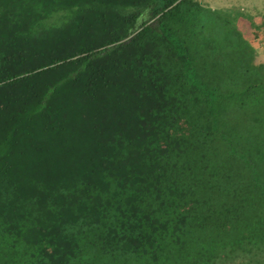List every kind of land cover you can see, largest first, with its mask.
Here are the masks:
<instances>
[{"label":"trees","instance_id":"trees-1","mask_svg":"<svg viewBox=\"0 0 264 264\" xmlns=\"http://www.w3.org/2000/svg\"><path fill=\"white\" fill-rule=\"evenodd\" d=\"M233 13L0 0V264H264L238 153L264 62Z\"/></svg>","mask_w":264,"mask_h":264},{"label":"crops","instance_id":"crops-1","mask_svg":"<svg viewBox=\"0 0 264 264\" xmlns=\"http://www.w3.org/2000/svg\"><path fill=\"white\" fill-rule=\"evenodd\" d=\"M214 8H237L232 18L257 49V62H264V0H201Z\"/></svg>","mask_w":264,"mask_h":264},{"label":"rangeland","instance_id":"rangeland-1","mask_svg":"<svg viewBox=\"0 0 264 264\" xmlns=\"http://www.w3.org/2000/svg\"><path fill=\"white\" fill-rule=\"evenodd\" d=\"M263 1V0H262ZM260 2V0H258ZM252 111H257L259 121L255 122L254 131H251V140L243 146L239 154H243L246 159L248 179L254 186H259V199L264 198V105L255 107Z\"/></svg>","mask_w":264,"mask_h":264}]
</instances>
